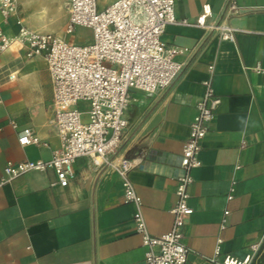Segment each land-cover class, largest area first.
I'll list each match as a JSON object with an SVG mask.
<instances>
[{
	"label": "crops",
	"instance_id": "obj_1",
	"mask_svg": "<svg viewBox=\"0 0 264 264\" xmlns=\"http://www.w3.org/2000/svg\"><path fill=\"white\" fill-rule=\"evenodd\" d=\"M113 1L96 3L104 9ZM230 1L236 12L228 10ZM66 2L17 0L15 14L4 19L0 13V26L15 35L21 18L29 28L73 42V33L65 31ZM61 6L64 24L55 32L48 24ZM174 8L178 19L190 22L208 8L206 22L235 27L234 40L194 24H169L161 38L167 46L184 48L176 56L183 67L170 85L155 92L130 90L123 113L127 127L108 158L132 159L136 165L129 177L142 198L149 232L169 230L182 146L203 81L211 75L220 102L200 142V164L191 170L193 211L181 227L182 241L189 248L187 264H216L211 258L220 261L226 254L243 259L264 236V71L256 68L264 69V0H175ZM81 39L86 43L91 36ZM11 71L16 78L7 80ZM0 77L1 177L8 161L51 158L60 138L51 122L53 91L45 59L27 57L26 48L15 42L0 54ZM24 127L46 144H20ZM73 169L66 186L52 168L26 172L0 186V264H146L134 206L123 199L116 169L88 155L78 157Z\"/></svg>",
	"mask_w": 264,
	"mask_h": 264
},
{
	"label": "built area",
	"instance_id": "obj_2",
	"mask_svg": "<svg viewBox=\"0 0 264 264\" xmlns=\"http://www.w3.org/2000/svg\"><path fill=\"white\" fill-rule=\"evenodd\" d=\"M174 6L175 0H114L104 9H98L96 0H67L65 31L72 34L77 26L89 28L91 39L86 43H75L52 32L29 28L21 18L16 20L19 29L15 35L7 34L0 26V54L16 42L26 48L27 57L45 59L53 91L51 122L60 138V147L49 159L8 161L0 177V186L26 172L46 168H52L58 183L66 186L74 175V161L84 155L92 157L96 164H111L121 178L124 201L134 206L133 221L145 247L146 264H187L189 248L182 241L181 227L193 211L188 204L191 170L200 164V142L220 97L214 92L210 75L203 81L204 92L196 103L197 112L182 146L176 201L170 209L172 226L153 235L142 212V198L129 177L136 164L126 156L117 161L108 158L119 147L127 127L123 113L130 90L155 92L170 85L180 73L183 63L176 56L183 53L184 48L167 46L161 38L169 24H194L215 30L222 39L232 41L237 31L223 21L206 22L208 8L190 22L178 19ZM17 8V0H0L4 19L15 14ZM228 10L237 11L234 1L228 3ZM208 69L211 73L213 66L209 65ZM15 78L14 71L6 75L7 80ZM79 100L88 101V107L79 109ZM11 124L15 126L13 121ZM18 142L22 145L46 144L30 127L20 131ZM227 198H232V193ZM227 213L228 210H224V214ZM219 242L220 239L215 255L220 252ZM250 249L243 259L226 254L220 261L211 260L216 264H259L264 258V236L252 243Z\"/></svg>",
	"mask_w": 264,
	"mask_h": 264
},
{
	"label": "rangeland",
	"instance_id": "obj_3",
	"mask_svg": "<svg viewBox=\"0 0 264 264\" xmlns=\"http://www.w3.org/2000/svg\"><path fill=\"white\" fill-rule=\"evenodd\" d=\"M64 16H65V7L61 6L58 8V11H56L55 18L53 21L49 22V26L53 29L55 32L63 28L64 24ZM73 38V42L82 43L83 41L81 38H89L91 36V30L89 28L77 26L74 29L73 35H71ZM87 41V40H85ZM84 41V42H85ZM89 103L88 101H82L79 104L80 109H86L88 107Z\"/></svg>",
	"mask_w": 264,
	"mask_h": 264
}]
</instances>
